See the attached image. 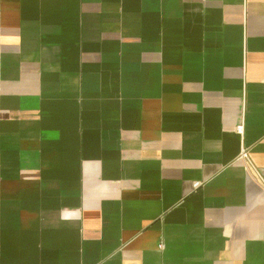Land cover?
Segmentation results:
<instances>
[{
    "label": "crops",
    "instance_id": "0c3cea01",
    "mask_svg": "<svg viewBox=\"0 0 264 264\" xmlns=\"http://www.w3.org/2000/svg\"><path fill=\"white\" fill-rule=\"evenodd\" d=\"M0 264H264V0H0Z\"/></svg>",
    "mask_w": 264,
    "mask_h": 264
},
{
    "label": "built area",
    "instance_id": "2783aa9c",
    "mask_svg": "<svg viewBox=\"0 0 264 264\" xmlns=\"http://www.w3.org/2000/svg\"><path fill=\"white\" fill-rule=\"evenodd\" d=\"M236 130H237L238 133L241 134L243 132V126L242 125H238ZM245 156H246V150H245V148H243L242 151H241V153H240V155H239V157L240 158H243ZM199 184H200V182L199 181H196V182H194L193 186L194 187H198Z\"/></svg>",
    "mask_w": 264,
    "mask_h": 264
}]
</instances>
